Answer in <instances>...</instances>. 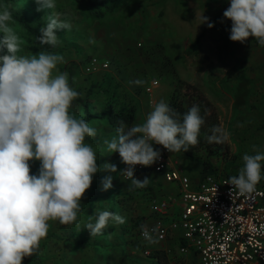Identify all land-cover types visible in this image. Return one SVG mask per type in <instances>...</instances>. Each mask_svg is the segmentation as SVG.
<instances>
[{"label": "clouds", "instance_id": "9594fccd", "mask_svg": "<svg viewBox=\"0 0 264 264\" xmlns=\"http://www.w3.org/2000/svg\"><path fill=\"white\" fill-rule=\"evenodd\" d=\"M35 3L38 12L56 8V0ZM223 16L232 21L231 41L245 43L255 38L264 47V0H230ZM47 20L37 42L55 48L57 32L71 30L72 24L55 12H50ZM202 20V24L214 27L206 16ZM11 21L10 9L0 8V264H23L25 258L40 252L50 222L75 224L80 232L81 201L93 177L101 170L116 173L118 169L113 163H105L101 169L96 150L86 143V138L97 136L98 129L95 122L71 111L80 93L72 87L69 74L59 71L58 66L66 62L64 56L43 48L35 55H21L22 41ZM71 79L75 82L76 78ZM204 124L198 105H192L181 117L160 99L152 103L143 123L128 126L118 121L115 135L103 144L107 152L119 153L128 166L120 173L130 181L128 190L145 188L150 180L136 179L134 170L137 165L151 167L161 158L153 145L170 153L188 152L199 143ZM210 131L206 137L209 143H224L229 138L220 125ZM242 160L238 174L226 184L232 186V193L251 195L264 179V151L253 145V154L245 153ZM31 161L40 162L38 174L31 173ZM101 183L102 190H110L112 176L104 177ZM110 222L122 225L126 219L96 208L84 229L96 237L104 234ZM142 235L154 242L146 226H142Z\"/></svg>", "mask_w": 264, "mask_h": 264}, {"label": "crops", "instance_id": "0c3cea01", "mask_svg": "<svg viewBox=\"0 0 264 264\" xmlns=\"http://www.w3.org/2000/svg\"><path fill=\"white\" fill-rule=\"evenodd\" d=\"M229 6L230 0H124L116 11L106 13L98 20L82 16L73 10L67 13L60 12L62 19L71 22V30H62L58 32L59 34L57 33L59 43L55 48L41 47L64 56L66 62L58 66L59 71L69 74L72 87L80 93L71 109L76 116L83 117L82 103L79 100L86 101L89 106L93 107L92 114L98 115L106 96L115 90L121 95H133L137 111L131 125L143 123L148 112L151 111L152 103L158 100L152 99V92L146 93L144 89L140 90L149 76H146L142 59L132 57L134 40L133 37L129 38V34L134 37L144 36L146 32L142 33L141 29L147 30L148 27L152 29V25H149L151 16L155 13L162 14L161 21L157 25L162 26L159 32L162 33V38L164 36L168 40V44L174 43V46H178L182 56H179L178 51L174 52L177 55L174 63L176 60L184 59L187 69L185 71L190 72V75L183 73V77L180 78L201 87L205 94L213 90L223 95L218 97V100L209 95L206 96L219 110L221 126L229 133L227 141L233 140L242 150L246 147L245 143L247 147L256 143L259 150L264 151V47L260 46L255 38H250L245 43L233 42L229 39L232 21L223 16ZM168 15H172L173 27H170L171 21ZM203 15L214 24V30L219 28L220 38L216 40L218 35L214 36L208 50L202 48L196 51L193 45L201 42L202 31L209 29L207 24H202ZM44 20L46 22L42 27L48 22L47 19ZM11 27L16 33L22 34L13 25ZM100 27L108 32L118 30L117 33H113L114 37L108 39V48L105 40L98 34ZM24 37L26 42L20 38L22 41L21 55H35L42 49L36 48L37 38ZM222 38L224 41L221 43ZM99 45L108 49V53L112 49L114 51L112 54L119 63L124 64L122 60L125 57L127 63L131 64L133 70L130 71V75L127 74V79L124 75L121 76L120 72L111 71L109 77L103 75L106 71L97 72L93 74L95 75L93 78L90 76L92 74L85 72L86 59L84 58L86 57L84 56L86 54L83 46L90 51H100ZM123 47L131 50L132 55L125 54L122 51ZM205 74H207V79ZM184 76L188 77L185 79ZM72 77L76 78L75 82L72 81ZM124 80L126 81L122 82ZM137 80L142 83L136 84ZM207 80L211 86L209 89ZM150 82L148 81L146 85ZM223 82L224 85H222ZM97 129V136L86 138V143L96 150L97 163L101 169L105 163H113L118 171L111 173L101 170L93 177L92 186L81 201L83 213L79 217L80 232H77L75 224L63 225L58 221L50 222L48 236L41 242L38 253L41 261L33 264H170V258L174 252L180 256L183 264H195V262L198 264V258L193 253L188 252L182 255L178 252V247L183 241L179 237V232L176 231L166 242L150 245L149 248L153 251L157 250L159 257L144 256L142 252L136 251L135 243L140 246L142 244L136 240L135 235H131L129 228L135 216H143L146 221L152 218L150 201H143L142 197L134 200L131 197V190H128L130 182L120 174L121 165L124 163L119 153L112 154L106 151L103 140L115 135V128L103 119ZM249 141H251L250 145H248ZM153 147L159 151L162 146L154 144ZM246 151L247 148L242 151L240 157H243ZM171 155L176 167L189 175L193 183L200 179V162L186 158L181 152ZM35 162L40 168V162ZM196 166H199L197 175L191 174ZM106 176L113 178V187L108 191L102 190L101 183ZM145 177L150 182L145 188L140 189L154 192L155 198L173 193L175 195L178 191L176 183L165 182L160 174L151 170L141 171L138 174V179L141 181ZM132 199L137 202H132ZM96 208L118 213L126 219V222L122 225L110 222L103 235L91 237L88 230L84 229V225L89 222V216L95 214ZM178 211L179 206L174 203V216ZM92 222H95L94 218ZM194 260L195 262L192 263Z\"/></svg>", "mask_w": 264, "mask_h": 264}, {"label": "built area", "instance_id": "2783aa9c", "mask_svg": "<svg viewBox=\"0 0 264 264\" xmlns=\"http://www.w3.org/2000/svg\"><path fill=\"white\" fill-rule=\"evenodd\" d=\"M109 66L108 58L90 55L85 72H103ZM157 85V80H152L144 91L151 93ZM159 151L161 158L151 167L135 166V178L141 171L151 170L165 182L176 183L178 191L150 201L153 216L149 221L142 219L138 225L141 241L146 246L164 243L176 231L183 241L178 252L193 253L198 264H264V186L258 184L251 195L232 193V186L226 181L233 175L220 173L205 175L193 183L189 175L176 167L172 153L163 146ZM127 167L124 164L121 172ZM174 203L179 206L175 216ZM142 226L147 227L154 242L144 238ZM151 252L148 246L142 253Z\"/></svg>", "mask_w": 264, "mask_h": 264}, {"label": "trees", "instance_id": "16d2710c", "mask_svg": "<svg viewBox=\"0 0 264 264\" xmlns=\"http://www.w3.org/2000/svg\"><path fill=\"white\" fill-rule=\"evenodd\" d=\"M10 4L8 8L12 12V21L11 25L20 30L24 36H29L31 38H37L39 36V30L42 25L46 22L44 19H47V16H42L40 12L33 11L32 15L34 16L35 21L30 20L29 11L27 9L21 8L20 4L22 0H5ZM124 0H66V3L72 8L71 10H61L60 12H78L82 16L90 17L93 20L101 19L106 13L116 11L122 4ZM2 8V7H1ZM58 12V13H60ZM37 13V15H35ZM15 24V26H14ZM58 33V32H57ZM59 34V33H58ZM92 55V54H91ZM82 103V113L85 120L89 123L95 122L93 126L97 127L101 124V121L105 119L109 122L115 129L117 127V122L123 120L128 126H130L134 119L135 113L137 111V104L134 100L133 95H121L115 90L111 92L103 104H101L100 114H92L93 107L89 106L87 102L79 100ZM170 107L175 109L178 113L181 114V117L192 105H198L200 108L201 115L205 119V124L201 129V134L199 136V143L192 147L190 146L188 152L180 151L186 158L200 162L201 170L200 177H203L208 174H217L216 167L211 161L213 156L225 155L227 154V143H209L206 139L208 135H211V129L213 126L220 125L218 112L214 103L203 93L199 86L187 82L183 79H177L175 84L171 89V93L167 100ZM34 161L30 162L31 169L35 174H38L39 167L38 165H33ZM36 166V167H35ZM123 165H121L122 168ZM32 173V171H31ZM33 174V173H32ZM229 176V175H228ZM131 197L134 200H139L141 197L142 200L151 201L156 197V194L151 191H145L140 188H133L130 191ZM136 196V198L134 196ZM145 197V198H144ZM132 199V202H137ZM141 200V201H142ZM144 219L143 216H135L132 220L129 231L131 235H135L136 240L141 242V246L135 243L134 248L136 251L143 252L144 244L138 236V225L140 221ZM136 242V241H135ZM145 245V246H143ZM150 245H147V247ZM143 254V253H142ZM144 255V254H143ZM157 250L153 251L149 255L150 257H159ZM180 258V256H178ZM159 259V258H158ZM41 258L38 253L32 257L25 258L23 263L33 264L34 262H40ZM177 264H183L182 261H178Z\"/></svg>", "mask_w": 264, "mask_h": 264}, {"label": "rangeland", "instance_id": "374dc122", "mask_svg": "<svg viewBox=\"0 0 264 264\" xmlns=\"http://www.w3.org/2000/svg\"><path fill=\"white\" fill-rule=\"evenodd\" d=\"M0 6L3 7H7L10 6L9 3H7L5 0H0ZM21 8L27 9V11H29V15H30V20L35 21L34 16L32 15L34 8L37 9L38 5L35 3V0H22V3L20 4ZM154 7V6H153ZM72 8L66 3V0H56V8L52 9V10H46L43 12H40L42 14V16H47L50 14V12H55L58 13L61 10H71ZM37 12V11H36ZM35 15H37V13H35ZM162 14H153L150 18V22L149 25H152V29L150 27L146 29H141L142 33H145V37L144 36H132V34H129V38L133 37V58L134 57H139L140 59H142L143 64H144V71L146 72V76H149L146 80V82L143 84L142 88L140 90H143L144 87L146 86V84L148 83V81H152V80H157L158 82V87L152 89V99H156V100H160V99H164L166 102L169 98V95L171 93V89L173 87V84H175V81L177 79H179L180 77H183V73H186V75H190L189 71H185L187 70L185 68V63L186 61L184 59H180L176 60L174 63V58L177 59V55L174 54V52L177 53V51L179 52V56L181 57V53L178 49V46H174L173 44H168V40L163 36L162 38V33L159 32V29L162 28V26H157L159 25L160 20V16ZM148 17V16H147ZM149 18V17H148ZM172 15H168V19H170L171 21V25L170 27L174 26V20L171 19ZM140 19V18H139ZM163 20V18H162ZM167 20V17L165 18V21ZM12 24V23H11ZM10 24V26H11ZM161 24V23H160ZM166 25V24H165ZM15 26V24H14ZM129 26V25H128ZM116 31V30H114ZM108 32L106 31L104 28L100 27V29L98 30V34L100 36V38H103L105 40L106 47L108 48V42L110 39V37H114V34L117 33L116 32ZM219 28H215V30L213 28H209V29H204L202 31V41L199 42L198 44L193 45V48L196 51H200L202 48L205 50H208L211 46L210 43L212 41V39L214 38V36L218 35L219 33ZM114 33V34H113ZM128 33V32H127ZM18 34V33H17ZM173 34V31H172ZM112 35V36H111ZM139 35V34H138ZM18 36L20 38H23L26 42V38L22 35V34H18ZM109 37V38H108ZM172 38L174 39V37L172 36ZM220 37L219 35L217 36V38H215L216 40H218ZM224 41V38L221 39V43ZM218 43V42H217ZM85 45V44H84ZM101 45L98 46V48H100ZM221 47V46H220ZM36 48H43L41 47V45H39L38 43L36 44ZM84 48V53L86 54V58L87 59L91 54L92 55H98L99 57H103V58H108L110 60V66L108 68V70L104 73V76H110L112 72H120L121 76L124 75L127 79V74L130 75V71L132 72L133 68L131 66V64H129V62L127 63V60L124 59L122 60V63H119L117 60V58L114 56V51L111 49H109L111 52L108 53V49H104L103 47H101L100 51H90L89 49H86V46H83ZM129 49V48H128ZM122 51L125 54L128 55H132L131 54V50H127L124 49V47L122 48ZM129 59V58H128ZM148 66V69H146ZM183 68V70H181V68ZM146 69V70H145ZM148 70V71H147ZM112 71V72H111ZM128 72V73H127ZM90 75V74H89ZM92 76L91 78H93L95 75H90ZM205 78L207 79V74L204 75ZM188 76H184V78L186 79ZM121 78V77H120ZM119 78V79H120ZM123 80V78H121ZM120 79V81H121ZM181 79V78H180ZM93 81V79H92ZM126 80L122 81L125 82ZM208 82V86L207 88H211L209 81ZM225 83L223 82L222 85H224ZM201 89V87H200ZM204 93V92H203ZM205 94V93H204ZM205 95H209L210 97H214L215 99L218 100V97L223 96L222 94L218 93L217 91H213L211 93L205 94ZM216 107V106H215ZM216 110L218 112V116H219V110L216 107ZM220 121V126H221V119L219 118ZM227 143V154L225 155H219V156H213L211 158V161L213 162V164L216 167V171L217 173H220L222 175H237L238 174V170L239 168L243 165V160L242 157H240L241 153H243L242 151H244L247 148V153L248 154H253V145H255L258 149L259 147L256 145V143H253V145L251 144V141L248 142V146L247 147V143L246 147L244 150H242L241 148H238L237 143H235L233 140L232 141H226ZM261 151V150H260ZM36 162H33V165H35ZM36 167V166H35ZM198 168L199 166H196V168H193L191 174L197 175L198 173ZM32 173L35 174V172L33 171V168L31 169ZM261 185L264 186V179L261 180V182L259 183ZM181 261V259L175 254L170 258L171 263L170 264H177L178 261ZM195 262L192 261V263ZM23 264H28V263H23ZM168 264V263H167ZM196 264V262H195Z\"/></svg>", "mask_w": 264, "mask_h": 264}]
</instances>
